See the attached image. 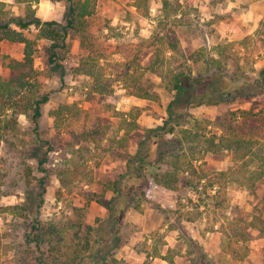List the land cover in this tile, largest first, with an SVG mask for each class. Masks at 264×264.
Here are the masks:
<instances>
[{
  "label": "trees",
  "instance_id": "1",
  "mask_svg": "<svg viewBox=\"0 0 264 264\" xmlns=\"http://www.w3.org/2000/svg\"><path fill=\"white\" fill-rule=\"evenodd\" d=\"M40 1L0 0V42L23 45L20 59L2 55L7 59L10 72L0 74V139L11 135L16 140L18 132L25 134L18 122V117L24 114L35 141L47 143L39 138V120L51 93L43 78L58 77L63 82L66 75L85 76L89 79L88 94L98 95L114 108L120 96L114 89L115 81L120 82L126 95L160 103V95L150 91L141 81L144 74L150 72L159 78L158 86L169 94V100L162 123L143 128V138L136 152L126 159V171L118 179L99 180L95 169L100 166L105 152L114 146L118 150L127 146L132 131L140 128L138 108L129 112V120L124 113L113 110L119 117L121 135L117 131L114 136L106 137L104 125L95 114L84 116L78 128L69 132L71 148L56 174L63 191L82 198V204L69 203V211H59L47 219L39 217L37 207L25 233L26 245L22 256L18 257L19 264L113 263L121 241L115 230L119 226L118 218L124 213V207H115L118 201L115 205L113 202L126 195L120 184L144 179L148 167H154L145 186L149 196L153 194V199H158L178 193L180 177L185 175V187L196 199L187 197L186 203H181L179 198L176 201L178 207L174 209L176 218L194 222L205 217L206 230L219 231L223 235L221 252L236 262L244 260L250 251V235L233 222H222L217 227L215 222L219 220L217 210L226 203L229 184L253 190L264 181V133L259 132L260 125L264 126V107L261 105L264 101V67H255L253 51L246 49V43H252L254 35H245L239 47H235V41H225L186 50L175 37L176 30L192 24L189 14L197 8L192 0H160V13L150 35L153 56L149 63L144 66L131 60L108 72L99 59L89 31L97 0H48L64 6L60 21L39 17L36 10ZM229 16L232 15L222 18L230 21ZM259 24L260 28L264 27V14ZM73 40L78 41L76 55L71 51ZM39 42L44 46L46 58L42 68L34 64ZM241 100L252 101L248 108H227L212 117L196 110L201 106H228ZM72 106L76 107V104ZM71 107H60L51 112L57 129L58 120ZM74 115L78 118V111H74ZM255 121H258L257 125ZM14 140L12 144H16ZM19 141L25 143L22 138ZM50 150L52 147L47 146L43 152L37 151L33 155L35 169L30 165L24 167L26 183L41 188L39 205L43 202L47 174L37 176L36 172H46L43 165L48 161ZM221 152H226L229 158L225 169L204 167L206 154ZM93 184L99 185L101 191H91ZM108 191L112 195L106 198ZM131 191L135 202L136 190L131 188ZM205 198L211 201V207H205ZM90 201L106 208L108 219L112 221L107 229L98 217L87 222ZM133 204L137 206L132 208L141 210L139 202ZM186 204L190 207L184 211ZM6 210L23 216L26 207L17 204ZM210 215H214L213 220H209ZM258 219L257 228L264 235V219ZM152 255L176 264L172 257L159 255L157 250ZM205 257L202 254L200 259L205 261L204 264H210Z\"/></svg>",
  "mask_w": 264,
  "mask_h": 264
},
{
  "label": "rangeland",
  "instance_id": "2",
  "mask_svg": "<svg viewBox=\"0 0 264 264\" xmlns=\"http://www.w3.org/2000/svg\"><path fill=\"white\" fill-rule=\"evenodd\" d=\"M40 2L42 4L37 13L38 16L41 15L39 17L45 16L61 20L64 12V6L61 3H52L48 0ZM192 2L193 6L197 8L196 12L189 14L192 24L179 27L176 30L175 37L178 38L181 46L192 51L203 44L210 46L218 42L235 41V47H239L242 35L246 30H249L251 32L248 34L254 35V38L252 43H249L250 41L246 43V49L253 51L255 66L264 67V27L260 28L259 21L254 24L247 20L248 25L244 26V29L242 27L240 29L233 25L234 21L222 18L228 14L238 15L232 10L233 8L225 11L227 5L225 0H192ZM244 4L238 5L243 7ZM159 9L160 0H97L95 13L90 19L89 31L91 41L96 44L99 59L108 72L121 68L131 60L144 66L149 63L153 56L150 35L155 18L160 13ZM242 21H246V19L239 20V22ZM257 28L259 30L255 31ZM236 33H238L237 36L241 35L240 38L235 39L232 36ZM3 43L0 46V74L7 75L10 70L6 66L7 59L2 55L16 58L22 52V48H17L16 44ZM71 51L74 55L79 52L77 40L72 41ZM34 64L39 68L46 65L44 46L41 42L34 53ZM43 81L51 93L48 101L43 105L42 117L39 120V138L47 143L35 141V135L24 114L18 117V122L20 129L25 134L18 132L16 140L11 135L0 139V264H19L18 257L22 256L21 252L26 245L25 233L37 207H39V217L47 219L59 211H69V203L82 204V198L63 191L56 174L58 169L64 165L65 158L67 159L68 151L71 148L69 132L78 128L84 116L91 114L100 117L107 132L106 137L115 135L119 123L113 113V108L109 107L105 100L100 99L98 95L88 94L89 79L87 77L66 75L63 82H60L58 77L43 78ZM141 81L144 86H148L150 91L157 93L164 91L162 87L158 86L159 78L150 72H146ZM149 82L152 83V86ZM113 84L116 93H125L120 82L115 81ZM163 95L168 96L166 92ZM250 101L241 100V102L228 106H202L200 111L208 115H215L216 111L227 108H248ZM73 104H76V107L72 106ZM261 105L263 108L264 101ZM64 106L72 107L58 120L57 129L51 112ZM122 106L124 105L122 104ZM122 106L120 105L119 109ZM154 106L153 108L146 107V110L158 117L162 112L156 105ZM74 111H78V118L74 115ZM257 123L258 121H255L254 124L257 125ZM259 132L264 133V126L260 125ZM21 138L25 140L24 144L19 141ZM12 140L16 144H12ZM47 146H51L52 150L48 152V161L43 165L46 172H36L37 176L47 174V184L42 192L43 202L39 205L38 194L41 192V188L37 184L28 185L26 183L24 167L30 165L35 169L36 159L33 155L37 151L38 153L43 152ZM111 154L114 155V153ZM115 156L122 159V155ZM204 161V167L209 170L225 169L229 165L226 152L208 153L205 155ZM116 170L118 171L120 168L117 167ZM152 171V168L147 169L146 175ZM147 180L146 176L143 180L134 183L137 199L135 202L132 200L131 191L126 197L125 206L122 205V207H135L137 205L133 203L139 202L141 209L157 212L155 216H161L162 226L167 225V227L164 230H161L162 227L150 231L144 230L143 225L150 218L142 216L143 214H138V212H131L129 209L124 210L125 213L118 218L119 226L115 230L116 236L120 237L121 241L114 256L115 261L111 264H140L139 255L145 256L141 264H148L153 257L161 259L159 256L152 255L154 250H157L159 255L175 258L178 264H204L205 261L200 259L202 254H205V258L210 261V264H242V260L236 262L221 252L223 235L219 231L206 230L205 217L194 222L176 218L174 209L178 207L176 201L179 198L181 203H186L187 197L196 199V196L189 193L185 187V177H180L181 186L178 193L158 199H153V194L149 196L146 193ZM226 194V203L220 211L217 210L216 217H219V220L215 222L216 227L219 223H226V221L241 226L251 237L249 252L255 258L254 264H264V259L262 260L264 258V235L257 228L258 218H264V181L253 190H246L233 183L229 184ZM204 203H206L205 207H211L209 199L205 198ZM17 204L26 207V211H22L23 216L10 214L6 210V207ZM185 207L184 211L188 210L190 205L186 204ZM99 209L98 207L90 209L89 221L95 216L104 217ZM213 217L214 215H210L209 220H213ZM103 219L101 225L107 229L112 221L107 220L106 217ZM127 221L130 223H126ZM172 228L176 237L170 242L168 231H171ZM120 245L122 247H119ZM246 260H250V258L246 257L243 262ZM94 264L101 263L96 261Z\"/></svg>",
  "mask_w": 264,
  "mask_h": 264
},
{
  "label": "crops",
  "instance_id": "3",
  "mask_svg": "<svg viewBox=\"0 0 264 264\" xmlns=\"http://www.w3.org/2000/svg\"><path fill=\"white\" fill-rule=\"evenodd\" d=\"M6 1L11 2L13 0H6ZM44 1H46V0H44ZM225 1H226V4H227L226 8H225L226 12L233 8V10L236 13H238V15L229 16V19L232 18L230 21H234L233 25L234 26L236 25L237 27H240V29H241V27L243 28L244 26L248 25V21L247 20H250V21H252V23H254V24L256 23L257 24L258 21L260 22V19L262 18L263 14H264V1L263 0H225ZM241 3H245L243 7H240V5H238V4H241ZM41 4H42V2H40L38 4L37 10H36L37 11L36 14L39 12V10H40L39 6H41ZM39 16H41V15H39ZM41 18L45 19V20L50 19V18L45 17V16H43ZM241 18L243 20L246 19V21L239 22V20ZM54 20L60 21V19L59 20L58 19H54ZM250 32L251 31L246 30V32L242 35V37H244L246 34H248ZM237 34L238 33H236L234 35L232 34V36H234L235 39H238L237 37L240 38L241 35L237 36ZM3 42H8V41H1L0 42V46L4 44ZM8 43H12V42H8ZM12 44H16L15 46L17 48H22L23 49V45L21 43H12ZM21 57H22V52L17 55L16 59H20ZM164 92L165 91H158V94L160 95V99H161L160 103H157V102L149 100V99L136 97L134 95H126L124 93H120V96L118 97V100L115 103V106H114V108L112 110H116V111L124 113L123 114L124 117L127 120H129L130 119V117L128 115L129 112L133 108H138L140 110V114H139V116L137 118V123L139 124L140 128L132 131V133L130 135V138L128 140L127 146H124L123 148H121L119 150L115 149V146H114L109 151H107V152H105L103 154L100 166L97 169H95V174H96V178L97 179H99V180H114V179H118L119 175L126 171V159L128 158L129 155L134 154L136 152L138 144L143 138V128L155 127L157 125H160L162 123L164 117H165V105H166L167 101L169 100V94L167 93L168 96H164L163 95ZM122 104L124 106H122ZM149 104H151V105H149ZM120 105L122 107L119 109ZM154 105H156L159 108L160 112H162L160 114V116L158 115V117L152 115L150 112H148L146 110V107L148 108L150 106L151 108H153V107H155ZM201 107L196 108V110H198V112H200V113H203L202 111H200ZM154 109L156 110V108H154ZM124 110H127V111H124ZM217 112L218 111H216L215 115L217 114ZM204 114L206 116H209V117L215 116V115H208L207 113H204ZM162 115H164V116H162ZM116 117L119 120V117L118 116H116ZM118 125H119V123L117 124L116 132L118 131V133L121 135L122 130H118ZM106 136H107V132H106ZM110 137H112V136H110ZM154 147L155 146L153 145V147H152L153 148L152 149L153 153L155 151ZM111 153H114V155L111 154ZM117 154L122 155L123 156V157L121 156L122 159H120L119 157L115 156ZM117 167H118V169L120 168V170L117 171L116 170ZM150 168H152L153 169L152 172H154V167H148L147 169H150ZM146 173H147V170L145 172V175H146ZM151 173H149L146 176L148 177ZM109 174H112V175H109ZM182 177H185V179H186L185 175H182ZM141 180H143V179H141ZM135 182H133V180H131L130 183H127V184L126 183H122V184H120V186L124 187L123 189H124V192L126 193V195H124L121 198H116L114 200V202H113L114 205L116 204V201H118L117 206L115 205V207H122V205L125 206L124 203H126V200H127L126 197L131 192V188L132 189H136V187L134 185ZM179 186H181L180 183H179ZM90 190L94 191V192H100L101 191L100 186L97 185V184H93L90 187ZM111 195H112V193L110 191L105 193L106 198H109ZM120 204H122V205L119 206ZM93 207L100 208L99 211L102 212L104 214V217H106L107 220H108V212H107L106 208H104V206L96 203L95 201H90V203L88 205V212H87V217H86L87 222L91 223L96 218V216H95L90 221L88 220L89 211ZM128 209L131 210V212L132 211L138 212V214H141V215L143 214L142 216H146V217L148 216V218H150V220L147 221L145 223V225H143L144 226L143 227L144 230L150 231V230L156 229L158 227H160V228L162 227L161 230H164V228L167 227V225L162 226V222H161L162 217L161 216H155L157 212H155L153 210L145 211L143 208H142L143 210L142 209L138 210V209L132 208V206L131 207L130 206L124 207L125 211H127ZM104 217H98V218H100L102 221H104V219H103ZM157 217H159V218L157 219ZM126 223H130V222L127 221ZM124 224H125V222H124ZM168 237H169L170 242H172V240L175 239L176 235L173 232V228H172L171 231H168ZM119 247H122V246L120 245ZM116 251H117V249H116ZM116 251H115V253H116ZM114 256H115V254H114ZM247 257L250 258V260H246L244 262L242 260V264H244V263L254 264V259L255 258L252 257L251 252H249ZM138 258H139V263L141 264V261L143 260V258H145V256L143 257V255H142V257H141L139 255ZM151 259H152V261H150L148 264H170L167 260L162 259V258L158 259L156 257H153ZM263 259L264 258H262V260ZM173 260H174V262L176 264H178L177 260L175 258H173Z\"/></svg>",
  "mask_w": 264,
  "mask_h": 264
}]
</instances>
